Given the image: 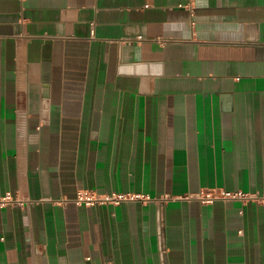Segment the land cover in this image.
<instances>
[{
    "label": "crops",
    "instance_id": "obj_1",
    "mask_svg": "<svg viewBox=\"0 0 264 264\" xmlns=\"http://www.w3.org/2000/svg\"><path fill=\"white\" fill-rule=\"evenodd\" d=\"M185 3L0 0V264H264V0Z\"/></svg>",
    "mask_w": 264,
    "mask_h": 264
},
{
    "label": "built area",
    "instance_id": "obj_2",
    "mask_svg": "<svg viewBox=\"0 0 264 264\" xmlns=\"http://www.w3.org/2000/svg\"><path fill=\"white\" fill-rule=\"evenodd\" d=\"M195 3L196 0H186V3L184 4L193 14L195 12ZM190 23L192 26L195 25V21L193 19L190 20ZM202 201H211L215 197H224V198H241L246 199L249 197H252V194L249 192H245L242 190H220L218 193H207L200 195ZM14 197L11 196H3L0 198V204L14 200ZM132 199H140L142 201H147L150 199V196L148 194H143L139 192H123V191H113L109 193H99L96 190H92L89 188H80L77 190L76 197L74 198V201L77 204H94V203H107L112 202L115 204H118L122 201L126 200H132Z\"/></svg>",
    "mask_w": 264,
    "mask_h": 264
}]
</instances>
